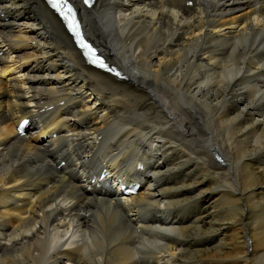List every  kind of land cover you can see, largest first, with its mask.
<instances>
[{
  "label": "bare ground",
  "instance_id": "6f19581e",
  "mask_svg": "<svg viewBox=\"0 0 264 264\" xmlns=\"http://www.w3.org/2000/svg\"><path fill=\"white\" fill-rule=\"evenodd\" d=\"M70 1L125 80L0 0V264H264V0Z\"/></svg>",
  "mask_w": 264,
  "mask_h": 264
},
{
  "label": "snow or ice",
  "instance_id": "6c2138e0",
  "mask_svg": "<svg viewBox=\"0 0 264 264\" xmlns=\"http://www.w3.org/2000/svg\"><path fill=\"white\" fill-rule=\"evenodd\" d=\"M48 2L52 5L53 8H56L58 11L62 12V9H61V6H60L58 0H48ZM87 2H88V0H85V3H87ZM68 12L71 13V8L68 9ZM62 14H63V12H62ZM73 26H74V18L72 21L69 22V27H73ZM74 30H76V29L74 28ZM76 34L79 35V32L77 31Z\"/></svg>",
  "mask_w": 264,
  "mask_h": 264
},
{
  "label": "rangeland",
  "instance_id": "374dc122",
  "mask_svg": "<svg viewBox=\"0 0 264 264\" xmlns=\"http://www.w3.org/2000/svg\"><path fill=\"white\" fill-rule=\"evenodd\" d=\"M94 21V20H93ZM95 22V21H94ZM96 24V23H95Z\"/></svg>",
  "mask_w": 264,
  "mask_h": 264
}]
</instances>
